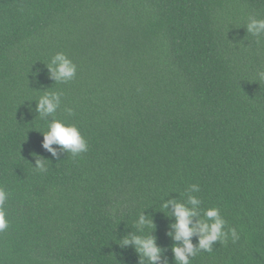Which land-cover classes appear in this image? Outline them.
<instances>
[{"label": "trees", "instance_id": "trees-1", "mask_svg": "<svg viewBox=\"0 0 264 264\" xmlns=\"http://www.w3.org/2000/svg\"><path fill=\"white\" fill-rule=\"evenodd\" d=\"M251 17L264 0H0V264H141L120 245L140 213L175 264L161 204L192 184L240 236L192 264H264V33L247 32ZM58 52L77 68L66 83L46 66ZM45 92L60 105L41 117ZM53 119L88 151L45 150Z\"/></svg>", "mask_w": 264, "mask_h": 264}, {"label": "clouds", "instance_id": "clouds-1", "mask_svg": "<svg viewBox=\"0 0 264 264\" xmlns=\"http://www.w3.org/2000/svg\"><path fill=\"white\" fill-rule=\"evenodd\" d=\"M246 30L253 35L264 33V19L251 17ZM46 66L51 78L57 83L71 81L77 71L76 65L63 52L55 54ZM257 77L264 81V71H259ZM59 105L60 94L45 92L38 99L36 111L41 117L49 116L56 112ZM42 134V147L53 156H56V149L52 148L53 144L71 153L73 157L88 151V144L75 125L53 119L47 125V131ZM47 162L36 158L34 168L39 172H46ZM199 191V185H189L185 199H169L161 204L160 211L173 221L168 235L174 242H178L171 246L175 264H192V258L201 251L211 253L215 243H227L229 239L235 243L240 238L235 228L227 226V221L218 208L201 207V199L194 195ZM7 200L8 192L0 187V233L9 228L4 210ZM169 208L171 211H168ZM134 227L136 232L124 235L120 245L123 247L131 245L141 258V264H144L145 260L147 264H161L162 249L156 245L155 237L152 235L154 225L151 219L140 213L134 222ZM193 236L197 238L195 245L192 243Z\"/></svg>", "mask_w": 264, "mask_h": 264}]
</instances>
